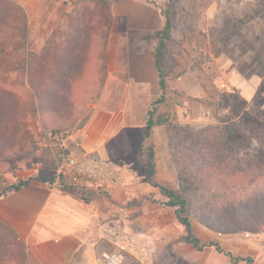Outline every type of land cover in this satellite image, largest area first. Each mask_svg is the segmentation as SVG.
<instances>
[{
  "label": "rangeland",
  "instance_id": "374dc122",
  "mask_svg": "<svg viewBox=\"0 0 264 264\" xmlns=\"http://www.w3.org/2000/svg\"><path fill=\"white\" fill-rule=\"evenodd\" d=\"M147 1L158 4L171 20L164 59L168 104H159V110L176 112L177 117L173 121L191 125V131L209 135L216 132L223 136L221 154L212 170L227 173L248 171L250 175L241 185L244 188L242 190L250 192L254 188H264V0ZM112 2L81 0L80 5L87 13L90 9H97L100 17L103 14L104 28L107 30ZM29 6L31 10L26 39L15 35L0 56V74L15 86L19 84L17 66L20 61L30 52L41 51L39 45L47 39L46 32L36 30L35 2L31 1ZM85 81L87 84L84 89L88 96L81 98L78 108L81 116L73 127L64 132V156L56 153L50 136L41 129L37 117L24 111L32 106L31 97L20 95L23 105L20 112L23 115L18 122L13 123V139L23 136L24 139L27 137L26 142L21 146L23 149L20 154L0 160V168L22 171V181H26L35 177L36 164L40 162L42 171L60 176L64 187L72 185L65 179L66 164L69 157L82 155L78 145L81 134L72 135L80 133L79 129L87 121L83 119L89 116L92 109L90 93L96 92V84L89 79ZM25 84L29 87L28 81L25 80ZM22 89L17 88V93H22ZM159 96L160 93L152 97L135 96L131 117L140 126L126 129L110 147L116 157L108 163L117 171H129L132 175L129 185L116 194L107 190V186L91 184L98 186L96 190L115 206L113 212L112 208L103 209L107 220L113 221L107 223L108 227L103 229L99 241H104L106 251H109L114 246L108 229H123L137 234L149 251L148 258L140 261L125 252V264H246L239 258L248 255L254 256L255 264H264L263 233H218L195 218V235L202 242L219 243L234 258L226 252H220L215 246L199 250L186 240L184 223L176 217L174 208L164 204L165 198L149 178V161L151 149H154V180L179 189V172L196 171L187 161L191 157L198 159L199 154H196L198 151H187V147H190L188 139L187 143L182 144L185 149L182 153L183 163L179 162L169 146L165 125L154 126L151 135L144 138L146 125H142L146 124L147 111ZM12 106L11 103L4 105L5 117H11ZM228 129L237 130V136L231 138L225 135ZM209 155L213 159L215 152ZM119 194L122 197H118Z\"/></svg>",
  "mask_w": 264,
  "mask_h": 264
},
{
  "label": "trees",
  "instance_id": "16d2710c",
  "mask_svg": "<svg viewBox=\"0 0 264 264\" xmlns=\"http://www.w3.org/2000/svg\"><path fill=\"white\" fill-rule=\"evenodd\" d=\"M156 6L159 7L158 4ZM78 7L83 10L82 6ZM161 13L165 16L166 21L159 34L155 53L161 91L160 96L147 111L144 138L151 135L154 126L165 125L169 146L179 162L183 163L182 153L185 152V149L182 144L188 139L190 147H187V151H198L196 154L199 156L198 159L191 157L190 161H187L194 166L196 171L179 172V189L170 188L154 180L156 174L154 149H151L148 175L151 182L159 188L161 195L165 198L164 204L174 208L176 217L184 223L186 240L199 250L215 246L217 250L225 253L226 251L221 248L219 243L202 242L195 235L194 219H198L218 233L264 234V188H254L250 192L242 190L244 188L241 185L245 184V178L250 175L248 171L246 173L243 171L227 173L226 171L212 170L221 154L219 151L223 136L216 132L209 135L191 131V125H181L177 121H173L177 117L176 112L169 109L159 110V104H168V83L164 70L166 66L164 59L171 29L170 17L162 9ZM88 17L83 15L67 16L65 27H60L47 39L45 47L40 53L30 52L28 56L24 57L17 66L19 83L17 86L9 84L0 74V160H8L11 155L20 154L23 149L21 146L26 142L27 137L24 139L23 136L13 139L15 136L13 123L18 122L23 115L20 112L21 106H23L20 95L31 97L33 104L25 108L24 111L37 117L41 129L50 136V141H53L55 134H60L65 138V130L73 127L81 116L78 108L81 98L85 94L84 92L78 94V92L83 87L86 88L84 69L89 62H79V58L82 59L86 54L94 55L97 51L103 58L105 69L106 41L109 33L108 29L104 30L103 28V16L97 17L98 22L102 23L101 30L87 31L86 28L90 27L89 24L95 22V20H86ZM27 28V14L24 8L15 0H0V56L7 43L14 39L15 35L20 36L23 40L26 39ZM51 54L65 58L66 61L65 64L62 62L60 65H55L54 69L58 72L55 71L56 74L50 73L47 64ZM88 79L98 86L96 93L91 94V101H96L99 96L101 79ZM25 80L29 82V87L25 84ZM19 87L23 88L20 94L16 91ZM6 103L13 105V112L9 118L5 117L4 105ZM83 120L86 121L87 118ZM237 133V130L228 129L225 135L234 138ZM210 152H215L213 159L210 158ZM33 178L54 183L57 176L51 175L49 171H41ZM33 178L21 181L17 185H9L7 189H19ZM226 254L234 258L231 252L227 251ZM26 256L25 243L19 238L15 229L8 223L0 221V264H11V262L22 264ZM239 260L245 261L246 264H255V258L252 255L239 258Z\"/></svg>",
  "mask_w": 264,
  "mask_h": 264
},
{
  "label": "crops",
  "instance_id": "0c3cea01",
  "mask_svg": "<svg viewBox=\"0 0 264 264\" xmlns=\"http://www.w3.org/2000/svg\"><path fill=\"white\" fill-rule=\"evenodd\" d=\"M31 1L35 2L36 30L46 32L47 39L65 27L69 15L89 16L95 22L86 30H101L98 10L87 13L79 9L81 0H16L24 8L27 20ZM108 15L105 69L97 51L79 58V62H89L84 69L85 79L101 82L87 121L80 133L72 135L81 134L78 145L82 154L96 153L106 162L116 157L110 147L125 130L140 126L131 117L135 96L152 97L161 91L155 53L166 21L161 8L147 0H113ZM89 17L86 20L90 21ZM47 39L39 45L41 51ZM62 62L66 63L65 58L49 55L50 73L56 74L54 67ZM83 92L88 96L84 87L78 94ZM118 175L106 187L116 194L129 185L132 176L129 171H119ZM23 176L22 171L0 168V221L9 223L25 243L27 256L22 264H97L106 251V244L99 238L107 223L113 221L107 220L103 209L112 208L113 212L115 206L96 190L98 186L91 184L64 187L58 181L48 183L33 178L19 189H7L19 184Z\"/></svg>",
  "mask_w": 264,
  "mask_h": 264
},
{
  "label": "built area",
  "instance_id": "2783aa9c",
  "mask_svg": "<svg viewBox=\"0 0 264 264\" xmlns=\"http://www.w3.org/2000/svg\"><path fill=\"white\" fill-rule=\"evenodd\" d=\"M53 148L59 156H64L66 139L60 134L53 135ZM42 171L40 162L36 164L35 172L38 174ZM67 176L65 179L70 184H98L107 186L109 180H117L118 172L108 162L104 161L98 154L91 153L88 155L82 154L80 157L75 155L68 158L66 164ZM56 181L62 184L60 176H57ZM109 237L113 250L103 252L98 259L97 264H125V252H129L140 261H145L148 258L149 251L140 237L132 231L123 229H108Z\"/></svg>",
  "mask_w": 264,
  "mask_h": 264
}]
</instances>
